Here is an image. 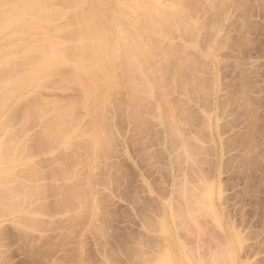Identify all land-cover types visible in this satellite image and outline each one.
<instances>
[{
  "label": "rangeland",
  "instance_id": "374dc122",
  "mask_svg": "<svg viewBox=\"0 0 264 264\" xmlns=\"http://www.w3.org/2000/svg\"><path fill=\"white\" fill-rule=\"evenodd\" d=\"M159 2L182 18L144 33L150 61L118 59L89 93L71 57L10 101L4 77L41 61L21 51L66 21L9 45L0 9V59L29 60L0 74V264H264V0Z\"/></svg>",
  "mask_w": 264,
  "mask_h": 264
},
{
  "label": "bare ground",
  "instance_id": "6f19581e",
  "mask_svg": "<svg viewBox=\"0 0 264 264\" xmlns=\"http://www.w3.org/2000/svg\"><path fill=\"white\" fill-rule=\"evenodd\" d=\"M7 1L4 2L6 5L4 3L0 4V7H1L0 9L3 8L2 10H4V8L14 7L11 10L12 11L11 13H13L16 16L15 17L16 19L10 18L9 16H12V14L8 11V9H6L3 14H5V15L7 14V16L6 17L4 16V17L6 19H8V18L9 19L7 21H5V24H4V21L2 23V21L0 19L2 26H3V28L2 27L1 28L3 29L4 32L7 33V35H5L6 38L8 36V38L4 39V40H8L9 45H11L10 43H12V45H14V42L16 43L17 40H18V42H23L25 40L24 38L18 37V35H15L16 33L17 34L22 33L21 36H23V34L24 35L27 33L30 34L31 31L41 32L42 28L44 26H46V25H44L45 23L50 22V24H52L51 19H53L54 17H55L54 19H56V17H58V18L60 17L61 20L63 19L66 21V24L63 26L62 25L58 26V27L57 26L54 27L53 25L47 24V26H46L47 29L44 27L46 30L55 31V34L53 36L45 33L47 36L44 38V42L49 46H46L43 44H41L42 46L41 45L35 46V45H37V44H35L33 48L29 47L30 49H28L27 48L28 46H26V48L28 50L26 49L25 53H24V51H21V52H23V54H27L24 56L20 54L23 57H27L29 59L30 55L31 56H38L39 55L40 56L39 59L41 60V61L39 60L40 61L39 64L37 63V64H35V66L32 65L33 67L29 65L32 68H30L31 71H29L30 73L28 72L27 76L24 74H19V72L24 73V71H19L16 73L15 72H12V73L7 72L8 75H9V73L10 74L15 73L14 75H11V80H9L10 75L9 76L7 75L8 76L7 78L4 77L5 79L0 76L2 79H4V82H5L4 83L5 86L3 88V95H4L5 99L3 97V99H4L3 101H10L11 96L13 94L15 95L16 91L17 92H18V90L20 91L21 87L26 88V85L28 83L29 84L27 87L32 86L33 83L31 84L30 82H34L35 80L38 79V77L41 78L44 76L45 77L52 76L57 71V68L61 67V65H62L63 69L69 65L68 63H70V65H71V60H73V58H71V57L76 58L77 56L78 57L75 59L76 61L78 60L77 66L75 65L76 66L75 68L71 67L74 70V71L73 70L72 71L75 73L70 71L73 74L70 73V75H68V76L69 77L71 76V77L70 78L68 77L69 80L67 79L66 81L70 82V80H72V79H73L72 81H74V79L77 81V79H78L77 82L82 83V84H80L81 87L84 86L83 90L84 91L86 90L87 92L90 91L89 93H91V91L93 90V88L95 86H96V88H99L97 86V84L104 86L105 83H107L108 81H110L112 79V77L110 75V72H111L110 68L112 69V67H110V66H112L113 63L116 64L115 61H117L118 59H120L119 61H121L127 57L129 61L142 60V59L145 61L146 60L150 61V56L148 55V54H150L149 50H147L146 47H144L145 45H143V44H145V43H142V41H141L142 36L145 35L146 33L148 35L149 31L153 29L152 27L160 28L163 24H168V22H170V20H173L176 16H180L174 12L175 14L174 13L173 14L176 16L172 19L171 15H173V14H171V13L167 14L165 12H162V11H164L163 10L164 8L159 10L162 7L161 5H159L160 0H156L158 3L155 1L156 2L155 5H157V6L153 5V7H155L156 9L158 8L156 16L158 17V15H159V17H160V14H162V16L160 18H156V19L154 16L156 9H153V13H152L153 16L151 15L154 18H152V17H149L150 19L146 18V16H148V15L145 16V14H148V13L150 14V12H152L148 7L149 4L146 3L147 6L145 4L146 7H144L142 9V7L144 6L143 4L145 2H141V1H144V0H141V1L137 0V2H139V4H140V2L142 4H141V8L139 10L138 7L140 5H138V3H137L138 7H135L136 8L135 10H136V12H139L140 14L142 12L141 9L143 10V12L146 11L144 13V15H141V16L142 17L145 16V18L147 20L143 19L141 16L138 15V13H136L134 11V8H133L134 4L133 3L135 1H132V0H14V1L10 0V1H12V3L15 2L14 6L11 3L9 5L7 3ZM10 1H8V2H10ZM152 3H153V1H152ZM135 5H136V2H135ZM60 7L62 9H64L65 11H60V12L56 13V11H54V10H56L57 8H60ZM130 9H131V11L129 13ZM72 10L75 11V15L74 16H72V14L68 15V12L72 11ZM132 10H133V13L135 12L134 14L131 13ZM154 10H155V12H154ZM53 11H54V14H52ZM8 12L10 13L9 16H8V14H9ZM159 12H160V14H159ZM166 12H168V11H166ZM47 13H49V18L45 16L46 19H44L43 14L45 15ZM3 14H1V15L3 16ZM135 14H137L136 15L137 18L135 17ZM125 15L129 16L130 18L129 17L126 18ZM121 17H125L127 19V21H125L124 23L132 26L133 32H135L134 31L135 29L137 30V33L140 30V33H138V35H136V32L133 33V34H135V36H137L136 38L133 39L130 35H128L129 31H127V30H125V31L122 30L124 35L122 34V32L119 33L120 30L118 29V24L120 25L121 21H124V19H122ZM180 17L182 18V16H180ZM140 18H142L141 19L142 21L145 20L144 22L141 21L142 23H144V25L142 23H140V20H139ZM138 20H139L140 24L136 22ZM73 25H79L78 29L71 30L70 28H72ZM138 25L139 26L141 25V26L138 28ZM136 26H137V28H136ZM150 28H152V29H150ZM39 29H40V31H39ZM121 29H122V27H121ZM13 30H17V32L13 34V32H14ZM18 30H20L21 32ZM10 31H12L11 33L13 36L11 35V33L10 34L8 33ZM36 33L37 32H35V34ZM130 33H132V32H129V34ZM31 34L33 35L34 33H31ZM147 35H146V37H147ZM126 36H128L129 38ZM53 37H56V39H53ZM3 38H5V37H3ZM3 38H2V40H3ZM3 43H6V41ZM26 43H28L27 40H26ZM31 43L34 44V41L32 40L29 44H31ZM68 43H71L72 45L68 46L67 45ZM23 45H24V43H23ZM146 45H149V44H146ZM22 48H24V47H22ZM147 48L149 49L150 47H147ZM12 49H14V47ZM0 50L2 51V49H0ZM5 50H7V52H8L7 56H6L7 52L3 51V53L1 52V54L4 57L2 59H0V60H2V61H0V70L2 69L1 71L3 73L2 74L0 72V74L4 75V76L6 74L4 68L9 69V67L10 68L13 67L12 68L13 70H17V68H18L17 66H18V64L21 63V61H23L22 63H24V61L28 60L27 58L25 59L23 57L21 59L18 58L19 56L16 55L17 54L16 52H15L16 54L12 53L13 50L11 51L12 54L10 53V51H8L7 48H5ZM14 51H16V50H14ZM72 51L73 52L75 51L79 55L74 54V56H73ZM3 54H5V55H3ZM13 55L15 56V59H14ZM69 57L71 59H69ZM122 57H124V58H122ZM18 59H19V61H17ZM33 60H35V58ZM28 61H26V62H28ZM26 62L24 64H22V63L21 64L25 65ZM37 62H38V59H37ZM34 63H35V61H34ZM10 64H11V66H10ZM27 64H29V63H27ZM66 64H68V65H66ZM7 65H9V66H7ZM63 65H65V66H63ZM114 66L115 65H113V67ZM20 67H23V66H20ZM27 67L28 66H25V68H27ZM25 68H24V70H25ZM12 69H9L7 71H13ZM18 69L20 70V68H18ZM3 70H4L5 74H4ZM57 73L58 72H56L55 75H57ZM16 74L19 75V76H17V78L15 77ZM21 75H24V76H21ZM72 75H74V76L72 77ZM12 78H14V79H12ZM76 81H74L75 84H76ZM35 82L38 83V81H35ZM100 82H102V83L105 82V83L101 84ZM44 83H46V82L44 81ZM78 83H77V85H78ZM39 85H41V84H39ZM105 88H106V86H105ZM88 89H90V90L88 91ZM99 89H96V90H99ZM84 91H83V94L87 95V93H85L86 91L85 92ZM99 92H101V91L99 90ZM99 95H102V94H99ZM106 96H107V94H106ZM97 97H98V95H97ZM89 98H90V96H89ZM86 99L88 100V97ZM100 99H101V97H100ZM97 101H99V100H97ZM81 105H82V103H81ZM63 110H62V112H63ZM66 114H67V110L64 111L63 115L60 116L61 120L63 118L68 117V115H66ZM68 118L65 119L66 127H67V124L69 125V123L67 122ZM62 121L64 122V119ZM62 121H61L62 126L60 125V129H61V127H62V129H64L63 128L64 124H62L63 123ZM72 125L74 126V124H72ZM73 126H71V128ZM67 128H69V127H67ZM65 130H67V129H64V132H63V130H61V132H63V135L65 134V132L69 131V130H67V131H65ZM72 131H76V130L73 129ZM69 133H70V131L67 132V136ZM72 133H75V132H72ZM63 135L61 137L62 138L64 137L66 139L67 136H65V135L63 136Z\"/></svg>",
  "mask_w": 264,
  "mask_h": 264
}]
</instances>
